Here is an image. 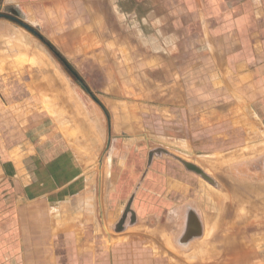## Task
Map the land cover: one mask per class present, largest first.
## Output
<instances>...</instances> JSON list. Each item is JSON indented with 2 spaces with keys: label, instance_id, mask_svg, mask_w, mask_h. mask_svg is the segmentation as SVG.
Segmentation results:
<instances>
[{
  "label": "rangeland",
  "instance_id": "374dc122",
  "mask_svg": "<svg viewBox=\"0 0 264 264\" xmlns=\"http://www.w3.org/2000/svg\"><path fill=\"white\" fill-rule=\"evenodd\" d=\"M17 19L37 34L15 22L31 35L22 42L27 48L14 65L1 62L0 145L6 153L35 133H62L90 175L105 178L110 168L114 180L123 154L133 150L127 161L135 191L143 188L139 174L147 159L163 157L150 166L167 163L169 174L182 175L185 187L175 194L186 205L181 215L158 221L166 222L161 229L147 218L136 220L131 234L108 233L104 226L102 248L109 239L116 245V237L122 264H264V126L247 115L248 121L236 120L237 107L225 112V74L210 71L211 59L158 56L157 44L141 42L139 29L134 42L116 33L118 40L101 34L89 42L78 26ZM178 158L200 173L186 172ZM189 214L201 234L182 241Z\"/></svg>",
  "mask_w": 264,
  "mask_h": 264
},
{
  "label": "crops",
  "instance_id": "0c3cea01",
  "mask_svg": "<svg viewBox=\"0 0 264 264\" xmlns=\"http://www.w3.org/2000/svg\"><path fill=\"white\" fill-rule=\"evenodd\" d=\"M0 14L30 25L78 26L89 42L101 34L134 42L139 29L141 42L157 44L158 56L211 59L210 71L225 74V112L237 107V113L231 111L236 120L264 126V0H0ZM16 23L0 17V73L2 60L14 65L27 48L23 39L31 36ZM58 134L35 133L7 153L0 145V264H103V256L107 264H122L116 237V245L109 239L102 248L104 226L111 228L108 233L131 234L136 220L138 225L147 218L161 229L166 222L158 221L181 215L186 205L178 204L175 194L185 183L181 174H169L167 163L150 166L160 157L147 159L139 174L143 188L135 191L139 185L127 161L133 150L123 154L117 178L109 168L97 179ZM191 219L188 226L195 229Z\"/></svg>",
  "mask_w": 264,
  "mask_h": 264
},
{
  "label": "water",
  "instance_id": "95a60500",
  "mask_svg": "<svg viewBox=\"0 0 264 264\" xmlns=\"http://www.w3.org/2000/svg\"><path fill=\"white\" fill-rule=\"evenodd\" d=\"M0 17H5V18H9L17 23H19L22 27H24L25 29H27L28 31H30L31 33L33 34H37L36 31H34L31 27H29L27 24H24L22 23L21 21H19L17 18L15 17H12V16H6L4 14H0ZM189 169H192L193 171L195 172H198L200 173L199 169L197 167H195L194 165L192 164H189L187 162H183ZM195 215L194 214H189V217H188V220H187V224H186V229H185V234H188V239L194 237V236H199L201 234V230H200V227H198V224H196L197 226L195 227V229L193 231H188V221L190 220V218H194ZM191 219V220H192ZM195 219V218H194Z\"/></svg>",
  "mask_w": 264,
  "mask_h": 264
},
{
  "label": "bare ground",
  "instance_id": "6f19581e",
  "mask_svg": "<svg viewBox=\"0 0 264 264\" xmlns=\"http://www.w3.org/2000/svg\"><path fill=\"white\" fill-rule=\"evenodd\" d=\"M189 225H190V224H189ZM187 230H188V231H193L194 229H192L191 227H188ZM188 236H189L188 234H185V235L183 236V238H188ZM223 238H224V236H223ZM252 241H253V240H252ZM254 241L256 242V240H254ZM252 243H253V245H255L254 242H252ZM256 243H258V241H257ZM258 244L260 245V243H258ZM262 244H263V243H261V245H262ZM259 245H258V246H259ZM256 247H257V246H256ZM256 247H255V248H256ZM262 248H263V247H262ZM256 250H257V249H256ZM240 255L242 256L241 253H240ZM240 255H239V256H240ZM237 256H238V255H237ZM232 257H233V256H232ZM237 258H238V257H237ZM242 258H243V257H242ZM235 259H236V258H234V260H235ZM240 259H241V257H240ZM226 260H227V259H226ZM238 260H239V259H238ZM238 260H237V261H238ZM235 261H236V260H235Z\"/></svg>",
  "mask_w": 264,
  "mask_h": 264
},
{
  "label": "trees",
  "instance_id": "16d2710c",
  "mask_svg": "<svg viewBox=\"0 0 264 264\" xmlns=\"http://www.w3.org/2000/svg\"><path fill=\"white\" fill-rule=\"evenodd\" d=\"M44 41H45V40H44ZM45 43L49 46V48L52 49L51 45H49V43H48L47 41H46ZM52 50H54V49H52Z\"/></svg>",
  "mask_w": 264,
  "mask_h": 264
}]
</instances>
